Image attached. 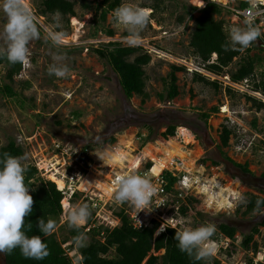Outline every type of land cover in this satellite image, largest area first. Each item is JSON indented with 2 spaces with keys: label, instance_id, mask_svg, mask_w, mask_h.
<instances>
[{
  "label": "rangeland",
  "instance_id": "1",
  "mask_svg": "<svg viewBox=\"0 0 264 264\" xmlns=\"http://www.w3.org/2000/svg\"><path fill=\"white\" fill-rule=\"evenodd\" d=\"M41 1L25 0L29 10L40 21L41 35L30 42L28 63L22 64V70L14 77L12 86L17 94L9 97L0 93V146L13 138L23 149L22 162L36 166L38 175L56 186L64 184V175L76 174L75 192L78 196L66 204L68 208L86 203L91 214L103 215L112 226L119 224L114 213L120 208L125 209L135 222H147L149 218H156L160 223L167 220L177 230L200 227L203 220V226L214 228L218 222L232 224L237 228L233 242L238 248L234 254H229L227 249H219L212 236L205 241L204 247L215 253L223 264L244 262L251 254L250 248L241 242L264 214L263 209L243 215L240 207L246 192L261 191L264 197V177L261 175L264 172V108L256 110L251 101L245 99V94L259 100L264 98L259 91L252 90L250 81L248 88L233 84L229 72L246 55L257 54L264 62V51L258 50L264 46L263 35L247 49L241 50L222 74L216 75L204 70L188 45L193 19L185 17L183 22L178 21L184 6L202 7L204 0H132L150 11L149 22L140 33V43L137 44L151 57L144 67L145 90L149 98L141 102L137 95L125 97L118 76L92 50L110 41L130 45L128 35L123 34L126 30L115 23L113 13L107 14L103 22L98 19L97 24L93 10L84 9L82 0H74L75 15L69 17L68 25L65 18L58 15L60 27L57 31L63 32L64 44L53 46L44 31V28L51 27L52 16L38 14ZM214 1L231 11L219 16L224 20L226 35L230 26L244 24L246 19L234 11L237 1L242 0ZM197 14L193 12L194 17ZM3 23L0 13V29ZM254 25L263 34L264 16L257 18ZM109 29L114 32L111 36L107 35ZM53 57H59V61H54ZM215 57L213 54L211 61ZM54 62L68 66L66 77L49 75L48 68ZM171 64L182 65L185 69L176 72L179 95L167 101L158 95L165 93L166 85L161 78L167 75ZM194 71L210 80H217L218 87L194 81ZM259 71L261 68L256 69L257 74ZM4 74L5 68L0 65V85L6 82ZM25 81L30 83L28 88L24 87ZM227 87L232 92L228 93ZM202 113H208L209 117L204 120ZM168 124L177 125L179 136L164 143L157 136ZM222 125L232 130L223 151L235 162L245 163L250 174L220 155L217 146ZM111 135L116 136L115 142L101 148V142ZM56 143L68 145L72 151L62 155L55 149ZM84 146L88 149L87 165L76 156ZM105 155H111L106 163L99 157ZM146 163H150L148 168ZM82 168H86L87 174ZM162 169L170 170L179 179L174 183L176 192L163 196L167 205L156 206L159 208L156 213L154 199L161 196H152L151 211L138 213L130 204L114 200L118 176L135 172L148 178L152 186H159ZM183 174L186 184L181 183ZM93 194H101L107 199L99 210L88 201L87 197ZM186 196L194 197L198 202L194 210L192 208L182 214L177 207ZM196 212L204 214L205 218ZM65 219L67 214L58 225ZM58 225L53 232L61 240L70 227L67 225L60 229ZM161 228L159 226L157 232ZM260 230L254 239L262 247L264 227ZM83 236L85 244L89 237ZM75 246L81 245L76 243ZM0 262L3 264L1 256Z\"/></svg>",
  "mask_w": 264,
  "mask_h": 264
},
{
  "label": "trees",
  "instance_id": "2",
  "mask_svg": "<svg viewBox=\"0 0 264 264\" xmlns=\"http://www.w3.org/2000/svg\"><path fill=\"white\" fill-rule=\"evenodd\" d=\"M122 1L82 0L81 5L84 9L93 10V19L98 24V19L100 22L105 21L106 15L110 12L113 13L117 7L121 6ZM204 1L205 3L202 7L184 6L182 14L178 16V21L183 22L185 17L193 19L188 45L192 49V53L202 63L204 70L220 75L232 63L233 59L240 54L241 50L238 47L234 49L228 45L227 35L224 30V20L219 17L223 12L230 13L231 11L213 0ZM237 3L236 8H243L248 5V1L245 0L237 1ZM74 5V0H42L38 14L41 16L60 15L65 18L68 25L69 17L75 15ZM195 11L198 14L194 17L193 12ZM96 32L97 28L94 34ZM113 34V30H107V35L111 36ZM123 34L125 36L128 35L127 31ZM262 39H264V35ZM92 50L118 76L119 85L126 98L137 95L141 98V102L149 98V93L145 90L146 74L144 67L149 63L151 57L146 49L140 45H122L120 42L110 41L100 47L92 48ZM258 50L264 51L263 48H258ZM213 54L216 57L211 61ZM0 65L5 68L4 77L6 79V82L0 85V93L9 97L15 96L17 92L13 89L12 84L14 83V77L22 70V64H10L6 58H3L0 59ZM258 68H261V71L257 74L256 69ZM184 69L185 67L182 65H170L167 75L161 78L166 87L165 93L158 95L160 99L168 101L179 95L176 72ZM192 78L194 81L218 87L217 80H210L196 71L193 72ZM229 78L232 82H241L243 79H247L248 82L252 83V90L259 91L264 96V62L257 54L240 58L236 67L229 72ZM24 83L25 88L30 86L29 82L25 81ZM226 91L228 93L232 92L229 87L226 88ZM245 99L251 101L256 110L264 108V101L247 94H245ZM212 109L213 111L216 110L215 107ZM201 117L206 120L209 114L202 113ZM150 133L148 132V135ZM231 134L232 130L226 125H222L219 131V145L217 146L219 153L225 160L243 172L250 174L251 172L247 169L245 163L235 162L223 151V147L228 145ZM178 136L177 125L168 124L157 138L161 142L167 143ZM115 140L116 136L111 135L101 142L100 147L105 149ZM87 150V146H84L77 152L78 160H81L84 165H87L89 160ZM3 153L22 157L23 149L13 138H9L6 144L0 146V155ZM149 166L150 163H146V167L148 168ZM82 170L83 173L87 171L86 168H82ZM159 175L163 178L165 191L167 193H175L174 183L178 181L179 176L174 175L167 169H162ZM261 175L264 177V172ZM25 184L29 187V193L34 203L32 212L24 219L22 230L28 236L39 235L47 244L48 255L42 260L28 259L17 248L10 253H0L1 258L3 257L4 259L3 264H73L71 257L65 252V245L69 248H75L80 255V259L76 264H220L219 260L212 254L203 259H197L195 253L189 255L180 251L178 242L174 238L175 232L178 231L176 228L165 225L163 230L157 232L160 224L155 219H150L146 225L135 226L132 218L128 216L123 208L114 213L119 220L117 225L111 226L92 212L91 216L80 228L70 227L67 235L63 236L61 240L56 237L54 232L50 235H45L40 231L38 222L40 219L45 222L52 220L55 226L58 225L59 220L66 216L69 209L68 207L63 209L61 205V199L65 196V193L59 190L54 182L39 176L36 166L31 164L27 165ZM77 196L78 192H75L70 200ZM242 199L243 203L240 207L243 215L261 212L264 209V197L261 195V191L258 193L246 192ZM197 202L196 198L186 196L177 209L180 213L185 214L192 208L194 210ZM196 213L202 219L205 218L204 214ZM203 222L201 226H203ZM67 225L68 223L65 219L63 224L58 225V228L63 229ZM215 225L217 231L229 240L228 253L234 254L238 248L233 242L237 232L236 226L226 222H218ZM262 226L264 227V214L261 220L255 222L250 232L243 238L241 243L244 247H249L256 251L260 244L254 239V235L260 234V227ZM87 227H89L88 230H86ZM80 235H87L89 241L77 248L75 246L77 243L76 238ZM262 245H264V238ZM160 250L163 251L161 254L158 253Z\"/></svg>",
  "mask_w": 264,
  "mask_h": 264
},
{
  "label": "clouds",
  "instance_id": "3",
  "mask_svg": "<svg viewBox=\"0 0 264 264\" xmlns=\"http://www.w3.org/2000/svg\"><path fill=\"white\" fill-rule=\"evenodd\" d=\"M204 5V4H203ZM0 13L4 23L0 29V59L6 58L10 64L28 63L32 40L40 38V21L29 10L25 0H0ZM114 21L124 27L128 33V43H140V33L146 28L150 11L144 7L125 0L114 12ZM51 27L44 28L48 40L53 46L64 44L63 32L57 31L60 27L59 17L53 14ZM264 35L251 19H246L243 25L230 26L227 29V43L232 48L247 49L254 41ZM59 61V57H53ZM69 68L65 64L52 63L48 68L49 75L58 78L66 77ZM104 163L107 156H99ZM27 165L22 158L8 153L0 155V253H10L19 248L21 254L28 259L42 260L48 255L47 244L39 235L28 236L23 230L24 219L32 212L33 198L29 187L25 184ZM155 189L149 179L135 172L125 173L115 180L113 192L114 200L120 204H130L137 209L151 211L149 207ZM259 203V202H258ZM89 205L78 204L68 209L67 223L71 228H80L90 217ZM38 227L45 235H50L55 229L52 220L45 222L40 219ZM163 230V228H161ZM214 226L186 227L175 232V240L180 251L189 255L196 254L197 259L210 255V250L204 243L214 233ZM158 234V233H157ZM77 243L83 246L85 237L76 238Z\"/></svg>",
  "mask_w": 264,
  "mask_h": 264
},
{
  "label": "built area",
  "instance_id": "4",
  "mask_svg": "<svg viewBox=\"0 0 264 264\" xmlns=\"http://www.w3.org/2000/svg\"><path fill=\"white\" fill-rule=\"evenodd\" d=\"M214 1V0H213ZM248 1V5L246 7L243 8H237L234 11H236L238 14L241 15L242 18L244 19H251L252 21H255L257 18L264 16V0H246ZM248 80L247 79H243L241 82H233V84L237 85H246V87L248 88ZM250 89V88H249ZM252 92V91H251ZM257 93V92H255ZM259 94V93H258ZM260 95V94H259ZM262 95V94H261ZM262 98H264V96L262 95ZM261 101H264L263 99H261ZM55 149L57 151H61L60 153L62 155H68L72 150L71 147L65 144H60V143H56L55 144ZM76 156H77V152H76ZM65 176V180L63 181V186L62 187H58L56 186L59 190L61 189L64 193L65 196L61 199V205L63 209H66L67 207H69L68 202L70 201V198L72 197V195L75 193L76 191V182L78 181V177L77 175H64ZM160 178V183L158 184L159 186H153L155 189V192L152 196L156 197V196H161L160 199H154V212L156 213L158 211L159 208H157L156 206H165L166 204V200L163 198V196L166 194L167 192L164 189V181L163 178L159 175ZM186 177L183 174L182 175V180L181 183L182 184H186V181L184 180ZM179 194V193H178ZM180 195V194H179ZM88 201L90 203V205L94 208L99 210L100 208H102L103 206H105V204L107 203V199H104L103 196H101V194H93V195H89L88 197ZM152 198V197H151ZM162 209V208H161ZM97 213V212H96ZM95 216H100L102 219H104L106 222H108L110 225L112 224L108 218L104 217L103 215H99L98 213L95 214ZM150 219H155L156 221L159 222V226H162V228L164 229L165 225H168L170 227L175 228L174 225H172L170 222H168L167 220H164L160 223L159 220H157L156 218H149ZM149 220L147 222H135L133 220V224L135 226H141V225H146L148 224ZM93 226V224H92ZM112 226V225H111ZM89 227L86 228V230H88ZM161 231V230H160ZM213 237V241L215 245H218L219 249L220 248H224V249H228L229 246V240L226 236L222 235L220 232L217 231L216 227H215V231L214 234L211 235ZM65 252L68 256L71 257L72 259V263L76 264L78 262V260L80 259V255L76 252L75 248H69L68 246H64ZM210 250V249H209ZM250 256L248 258H246V260L240 264H264V245H262V247H260V245L257 247L256 251H254L252 248H250ZM210 253L212 254V251L210 250ZM215 253H213L212 255L217 258L215 255ZM232 255V254H231ZM220 264L221 261H219Z\"/></svg>",
  "mask_w": 264,
  "mask_h": 264
},
{
  "label": "bare ground",
  "instance_id": "5",
  "mask_svg": "<svg viewBox=\"0 0 264 264\" xmlns=\"http://www.w3.org/2000/svg\"><path fill=\"white\" fill-rule=\"evenodd\" d=\"M201 1H202V0H201ZM198 2H199V1H198ZM223 2H224V1H223ZM222 109L225 110V108H222ZM110 156H111V155H110ZM110 156H109V157H110ZM109 157H107V158H109ZM83 181H84V179H83ZM57 185H58V184H57ZM62 186H63V185H62ZM62 186H59V185H58V187H62ZM60 190H61V189H60ZM110 190H111V189H110ZM110 192H111V191H110Z\"/></svg>",
  "mask_w": 264,
  "mask_h": 264
},
{
  "label": "water",
  "instance_id": "6",
  "mask_svg": "<svg viewBox=\"0 0 264 264\" xmlns=\"http://www.w3.org/2000/svg\"><path fill=\"white\" fill-rule=\"evenodd\" d=\"M263 48H264V46H263ZM4 261V259H3V257H2V262ZM0 264H1V262H0Z\"/></svg>",
  "mask_w": 264,
  "mask_h": 264
}]
</instances>
